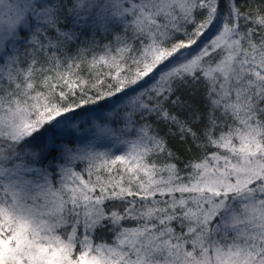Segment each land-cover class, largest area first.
<instances>
[{
    "label": "snow or ice",
    "instance_id": "obj_1",
    "mask_svg": "<svg viewBox=\"0 0 264 264\" xmlns=\"http://www.w3.org/2000/svg\"><path fill=\"white\" fill-rule=\"evenodd\" d=\"M0 264H264V0H0Z\"/></svg>",
    "mask_w": 264,
    "mask_h": 264
}]
</instances>
